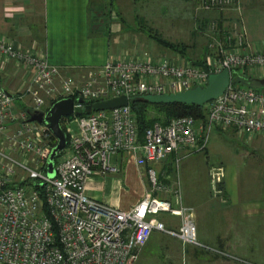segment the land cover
<instances>
[{
    "label": "built area",
    "instance_id": "2783aa9c",
    "mask_svg": "<svg viewBox=\"0 0 264 264\" xmlns=\"http://www.w3.org/2000/svg\"><path fill=\"white\" fill-rule=\"evenodd\" d=\"M203 2V8L218 11L239 4ZM220 34L217 23L204 30L210 41L211 54L204 63L209 73L193 62L123 57L79 78L64 75L40 52L0 38V60L3 65L15 62L24 80L20 93H7L0 82V264H133L154 231L203 247L195 211L182 203L178 173L163 181L156 167L182 151L185 157L204 153L215 129L264 139V90L234 81L261 76L264 50H252L242 32L222 38ZM225 69L232 82L220 98L203 106L206 121L174 118L168 124L154 123L142 134L131 105L73 115L78 131L59 152L56 176L48 178L47 164L57 140L46 124L30 122L32 115H47L62 99L82 107L122 96L204 88L211 74ZM16 100L22 104L15 105ZM121 153L132 158L148 186L142 200L128 210L93 199L86 189L91 178L120 172L111 162ZM222 170L211 174L215 195L223 194ZM167 197H174L179 206ZM163 214L181 219L178 231L167 229L159 219Z\"/></svg>",
    "mask_w": 264,
    "mask_h": 264
},
{
    "label": "crops",
    "instance_id": "0c3cea01",
    "mask_svg": "<svg viewBox=\"0 0 264 264\" xmlns=\"http://www.w3.org/2000/svg\"><path fill=\"white\" fill-rule=\"evenodd\" d=\"M241 1L242 6L239 7V0V4L233 6L234 13H230L239 23L240 29L236 30L245 35L252 50H264V0ZM155 2L159 0H0V38L40 52L64 75L79 78L88 71L100 70L113 59L146 58L140 52L144 47L140 34L145 33V29L139 25L145 18L151 21L147 20L150 23L147 25L153 27L154 32L175 45H187L195 58H203L201 51L206 41L203 43L202 36L195 33L197 20L190 9L187 7L183 13L188 19L184 23L187 31L182 18L176 20L181 14L176 15L173 0L158 5ZM92 14L104 17V23H95ZM107 16L111 17L108 22ZM118 16L135 18L134 24L127 25L130 29L125 28L126 25L115 21L114 17L119 19ZM216 16L232 31V24L222 19L226 17L224 13H216ZM130 35L135 37L132 42H129ZM149 42L155 44L152 39ZM162 48L153 45V53L147 54L149 59L159 61L166 57L176 63L185 61L180 54ZM187 57L192 58L190 54ZM16 67L13 61L3 65L0 60V69H4L0 72V82L7 93H20L24 84ZM253 79L258 83L264 79V72ZM234 136V142L240 147L233 149L239 153H235V159L223 162L226 169L222 170L224 191L221 195H215L211 184L209 170L213 167L209 158L210 154L217 155L218 150L211 151L210 147L212 153L207 152L210 144L204 153L185 157L182 151L156 167L163 181L167 177L172 180L178 173L182 203L195 211L196 234L203 247L186 245L177 237L154 231L133 264H264V139L241 137L237 133ZM243 153L251 156L246 154L249 157L244 160ZM128 157L126 153L115 155L111 163L122 171L91 178L87 195L122 210L139 203L148 186L135 162H128ZM167 198L174 206H179L174 197ZM159 219L169 230L178 231L181 226V219L177 217L163 214Z\"/></svg>",
    "mask_w": 264,
    "mask_h": 264
},
{
    "label": "rangeland",
    "instance_id": "374dc122",
    "mask_svg": "<svg viewBox=\"0 0 264 264\" xmlns=\"http://www.w3.org/2000/svg\"><path fill=\"white\" fill-rule=\"evenodd\" d=\"M164 1L166 2V0H159V2H155V3H156V5H158V3H164ZM173 1H174L173 9L175 10L176 15L181 14V17L179 19H176V20H181V18H182V21H183L182 25H183L184 29H186L184 23L188 20L184 17L185 16L184 14H185V11L187 10L186 9L187 7L192 12L193 18L195 20H197L196 28L194 27L195 33L202 36L201 39H203V43L206 41V45L204 47L205 49L203 51H201V55L203 53V58H201V56H199L201 59L199 57L195 58V56L189 52V48L187 45H185V44L175 45V44L171 43L169 40L162 37L163 35H161L160 33L154 32L155 30L153 29V27L147 25V24H150L149 22H151V21H149V19L142 18L141 19L142 22L139 25L145 29L144 30L145 33H142V35L140 34L141 37L139 36L142 40L141 44L144 45V47H142L140 49L141 50L140 52L143 55H145L147 59H149V56L153 53V50H152L153 48L151 49V47L154 45L155 47H161V48L163 47L162 49H165L169 52L172 51L173 53L175 52L177 54H180L184 58V60L188 62V64H190L191 62H194L196 60H197V62H199V60H200V62L205 63V61H206L205 59H207L210 56L211 50L208 48L210 45V41H207L206 36L204 35V30H207V28L209 27L210 24L212 25L213 23H217V25L220 28V31H222V33L226 32L223 35L220 34L219 35L220 38H222L223 36L231 37V36L235 35V33H238L237 32L238 30H236L237 28L240 29L239 23L237 21H235L236 18L230 14V13H234L233 7H227L225 9H223V11H218V10H216V8L210 9V10L203 8V6H204L203 0H173ZM241 6H242V1L240 0L239 7H241ZM216 13H222V14L224 13L226 15V17H222V19L224 20V22L226 24H228V25H229V23L232 24V31L227 30L225 28V25L220 23L222 21L219 20V18H218L219 16L218 17L216 16ZM229 14H230V16H229ZM92 15H94V14H92ZM114 18H115L116 22L120 21L123 24V26L126 25L125 28L127 27L129 29L131 26H127V25H133L134 20H135V18L132 20V17H119V19L116 17H114ZM106 19L108 22V20H111V17L107 16ZM104 20H105L104 17L99 18L95 15L93 17V21L95 23H98V25H99V23L100 24L104 23ZM136 21H138V19H136ZM153 36H155L159 39H161V37H162V39H164L167 43H170L171 45H173V47L171 45L166 46V47L163 45L161 46V44ZM139 37H137V38H139ZM129 38H131V40L129 42H132L135 40V37H133L131 35ZM149 39L154 40L155 44H153V42H149ZM146 43H148V44L152 43L151 44L152 46H147ZM128 46H130V45H128ZM187 54H190L192 58H188V57L185 58V56H187ZM150 60L153 61L151 58L149 59V61ZM234 81L241 83V85H244V86L249 87V88L260 89L259 88L260 84L257 83L256 79H253V77L252 78H249V77L244 78V76H241L240 78H238V77L235 78ZM5 86H8V83H6ZM261 88H263V87H261ZM20 104H22V102H20L19 100H16L15 105L20 106ZM202 110H203L202 115L206 116V114H207L206 107L202 108ZM152 112H153L152 115L157 116L158 118H160L164 122L167 121V118H165L161 112H159V113H157L155 111H152ZM168 120H169V118H168ZM199 121H201V120H199ZM61 125H62V128L64 129V131L66 132V134L68 136L67 140H68V144H69L72 136L75 135L78 131L76 119H75V117L66 118V119H64L63 124H61ZM211 134L212 135H211V140H210V146H209V149L207 150V152L212 153L211 151H213V150L215 151L216 149L218 151H216L217 155L215 153L210 154L209 161H210L211 166L213 167L211 170H209L210 175L214 172L213 171L214 169H218V168L223 169V170L226 169V164L223 162H229L230 160L235 159V157H236L235 153H239V152L234 151L233 148L240 147L239 143L234 142L236 140L235 136H234V134H235L234 131H231V130L220 131V130L215 129V130H213V132ZM210 147H211V151H209ZM237 150H239V149H237ZM229 151L232 153H230ZM246 154H249V156H251L250 153H243V156L241 158H243L245 160L246 156H247ZM249 156H247V157H249ZM248 160H251V159L249 158ZM252 160H254V159H252ZM130 161H132V158L128 157V162H130ZM220 166H223V167H220ZM121 171H122V169H120V172ZM223 185H224V183L221 185L222 191H224Z\"/></svg>",
    "mask_w": 264,
    "mask_h": 264
},
{
    "label": "water",
    "instance_id": "95a60500",
    "mask_svg": "<svg viewBox=\"0 0 264 264\" xmlns=\"http://www.w3.org/2000/svg\"><path fill=\"white\" fill-rule=\"evenodd\" d=\"M193 64L199 68H202L204 72L209 73L207 65L203 62H193ZM231 82V72L228 71V69H225L219 74H211L209 76L208 84H206L207 86L204 88L200 86L177 94L164 96L143 95L140 98L141 100H144L152 105L182 104L203 107L207 103L220 98V96L226 92ZM258 83L264 87V79L259 80ZM132 99L133 98L130 99L128 97L126 98V96H122L82 107H75L73 99H62L55 102L47 115H32L29 121L46 124L53 132L57 140L55 147L53 148L52 152H50L51 154L47 164L48 178H53L56 176V159L60 154L59 152L64 150L68 144V136L61 125L63 119L73 115L81 116L86 113L98 111H115V109L129 106L132 103ZM78 102L82 103V100H79Z\"/></svg>",
    "mask_w": 264,
    "mask_h": 264
},
{
    "label": "trees",
    "instance_id": "16d2710c",
    "mask_svg": "<svg viewBox=\"0 0 264 264\" xmlns=\"http://www.w3.org/2000/svg\"><path fill=\"white\" fill-rule=\"evenodd\" d=\"M153 37L157 39V41L161 44V46L163 45L166 47L171 45L170 43H167L164 39H162V37L161 39L155 36ZM171 46L173 47V45ZM244 78L247 77L244 76ZM262 90H264V87L262 88ZM130 105L138 116V121H139L138 125H140V130L142 134H144V132L147 129L151 128L154 125V123L168 124V122L174 118L192 116L197 120L206 121V116L202 115L203 107L182 105V104L152 105L144 100H141L140 97H134ZM152 111H155L157 113L161 112L164 115V117L167 118V121L164 122L157 116L152 115L153 113ZM87 115H90V113H86L81 116H87ZM72 117L74 116L68 118H72ZM63 121L64 119L62 120L61 124H63Z\"/></svg>",
    "mask_w": 264,
    "mask_h": 264
}]
</instances>
